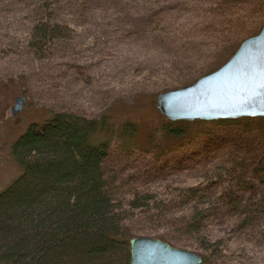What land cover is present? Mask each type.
<instances>
[{
  "label": "rangeland",
  "instance_id": "rangeland-1",
  "mask_svg": "<svg viewBox=\"0 0 264 264\" xmlns=\"http://www.w3.org/2000/svg\"><path fill=\"white\" fill-rule=\"evenodd\" d=\"M36 2L0 4V193L21 173L10 157L12 143L30 125L61 112L111 118L108 168L126 197L134 191L163 194L168 188L201 187L208 166L233 153L239 140L254 150L255 142L264 145L263 131L252 132L258 124L241 122L247 119L222 125L193 121L187 123L205 125H197L192 140L156 158L163 143H169L162 140L168 120L156 109L158 96L190 87L220 69L244 40L259 33L264 0H60L57 14L75 38L43 62L25 47ZM18 98L25 100L24 108L12 117ZM126 124L138 133L122 151L115 136ZM206 225L203 233L213 239H223L226 232L232 264H264V245L256 252L245 251L240 243L235 248L226 226ZM131 228L135 237L149 230L142 224ZM172 248L199 254L194 247Z\"/></svg>",
  "mask_w": 264,
  "mask_h": 264
},
{
  "label": "trees",
  "instance_id": "trees-1",
  "mask_svg": "<svg viewBox=\"0 0 264 264\" xmlns=\"http://www.w3.org/2000/svg\"><path fill=\"white\" fill-rule=\"evenodd\" d=\"M59 1L37 0L31 12L25 47L36 62L75 38L57 14ZM110 120L61 112L30 125L12 143L10 157L21 173L0 193V264H129V240L151 237L171 247L196 248L201 264H232L226 232L223 239L203 233L209 221L228 228L235 248L263 247L264 145L255 142L257 151L262 148L257 154L251 143L239 140L233 153L208 166L201 187L126 197L108 168ZM241 122L257 123L252 132L263 131L264 142V119ZM226 123L232 122L215 125ZM199 124L205 125L165 122L162 140L169 143L156 158L190 142ZM137 133L132 124L117 131L122 151ZM132 224L148 227L147 236L135 237Z\"/></svg>",
  "mask_w": 264,
  "mask_h": 264
},
{
  "label": "water",
  "instance_id": "water-1",
  "mask_svg": "<svg viewBox=\"0 0 264 264\" xmlns=\"http://www.w3.org/2000/svg\"><path fill=\"white\" fill-rule=\"evenodd\" d=\"M261 56H264V25L256 36L244 40L216 72L198 79L185 89L160 94L156 103L157 111L170 122L264 119L262 109L244 104L249 94L250 70ZM24 104L23 98L16 99L11 116L20 114ZM129 253V264L202 263L199 255L149 238L129 240Z\"/></svg>",
  "mask_w": 264,
  "mask_h": 264
},
{
  "label": "snow or ice",
  "instance_id": "snow-or-ice-1",
  "mask_svg": "<svg viewBox=\"0 0 264 264\" xmlns=\"http://www.w3.org/2000/svg\"><path fill=\"white\" fill-rule=\"evenodd\" d=\"M251 79L248 81L249 94L244 100L245 105L252 108L262 109L261 114H264V56L258 58V62L250 70ZM253 114V113H247Z\"/></svg>",
  "mask_w": 264,
  "mask_h": 264
}]
</instances>
